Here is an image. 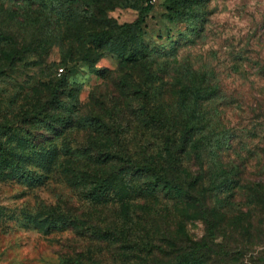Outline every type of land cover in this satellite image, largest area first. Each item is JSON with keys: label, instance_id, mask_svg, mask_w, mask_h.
Masks as SVG:
<instances>
[{"label": "rangeland", "instance_id": "1", "mask_svg": "<svg viewBox=\"0 0 264 264\" xmlns=\"http://www.w3.org/2000/svg\"><path fill=\"white\" fill-rule=\"evenodd\" d=\"M0 264H264V0H0Z\"/></svg>", "mask_w": 264, "mask_h": 264}, {"label": "trees", "instance_id": "2", "mask_svg": "<svg viewBox=\"0 0 264 264\" xmlns=\"http://www.w3.org/2000/svg\"><path fill=\"white\" fill-rule=\"evenodd\" d=\"M148 10H149L148 5L143 6L140 9L139 15L135 21H133L131 23H124L118 32L117 40L119 41L122 38L124 41L125 40L128 41L129 40L128 38L130 37V35L132 33H134L137 29H139L140 25L142 24V22L144 20V14ZM91 40L99 46H102L103 44H105V45L107 44V46H108V45H112L114 43L112 41L111 37L105 36V35L94 34V35H92ZM117 54H118V57H120L122 59L132 60V59H134L136 51H132L129 53H117ZM126 162H127L128 166L132 169L133 175H135V174L143 175L145 173H151V174H155V175L157 174L154 167L147 166V167L141 168V167L133 166V164H131V161H126ZM164 179L165 178L161 177L160 175H158V174L156 175V180L161 181ZM111 181H112V184H115V183H113L115 181L114 178L111 179ZM121 181H122V179H121ZM124 184H125V187H130V183H124ZM167 192H170L169 189H167ZM99 193L101 194L100 196L102 199H106L109 196V194L106 193L105 187H102V190ZM94 198H98V197L95 196Z\"/></svg>", "mask_w": 264, "mask_h": 264}]
</instances>
